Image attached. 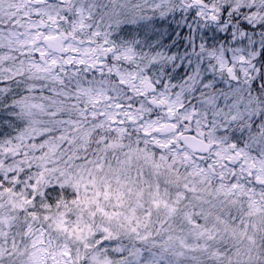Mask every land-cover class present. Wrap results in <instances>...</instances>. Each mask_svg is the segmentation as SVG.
Masks as SVG:
<instances>
[{"label": "snow or ice", "instance_id": "snow-or-ice-1", "mask_svg": "<svg viewBox=\"0 0 264 264\" xmlns=\"http://www.w3.org/2000/svg\"><path fill=\"white\" fill-rule=\"evenodd\" d=\"M257 80L264 0H0V264H264Z\"/></svg>", "mask_w": 264, "mask_h": 264}, {"label": "clouds", "instance_id": "clouds-1", "mask_svg": "<svg viewBox=\"0 0 264 264\" xmlns=\"http://www.w3.org/2000/svg\"><path fill=\"white\" fill-rule=\"evenodd\" d=\"M181 52H183V49H181ZM206 75L208 73H205ZM217 80V87H224L227 88L229 87L227 82H221V78L220 77H216ZM257 87L260 89V91L257 93L255 90L253 91V95H259L261 97H264V84H262L259 80H257ZM199 96V93H193L192 94V99L194 102H198L196 100V97Z\"/></svg>", "mask_w": 264, "mask_h": 264}]
</instances>
